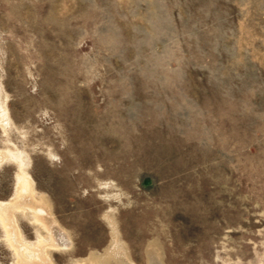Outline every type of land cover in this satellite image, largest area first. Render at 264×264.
I'll return each instance as SVG.
<instances>
[{
  "label": "rangeland",
  "instance_id": "374dc122",
  "mask_svg": "<svg viewBox=\"0 0 264 264\" xmlns=\"http://www.w3.org/2000/svg\"><path fill=\"white\" fill-rule=\"evenodd\" d=\"M22 177L51 264H264V0H0V204Z\"/></svg>",
  "mask_w": 264,
  "mask_h": 264
},
{
  "label": "bare ground",
  "instance_id": "6f19581e",
  "mask_svg": "<svg viewBox=\"0 0 264 264\" xmlns=\"http://www.w3.org/2000/svg\"><path fill=\"white\" fill-rule=\"evenodd\" d=\"M18 182L20 183L14 202L0 204V227L2 234H4L2 239L15 257L14 264H51L50 257L47 255L49 250L47 251V249L54 244L53 240L56 232L54 220L50 218L47 210L42 206L40 208L36 207L40 203L38 204L33 200V194L27 185L28 182L23 177ZM29 201H31V204L27 203ZM15 211L22 213L21 215H24V217H28V220L38 227L35 232L38 233L37 230L42 229L46 237L37 234L36 242H26L18 227ZM27 212L29 216L26 215Z\"/></svg>",
  "mask_w": 264,
  "mask_h": 264
}]
</instances>
